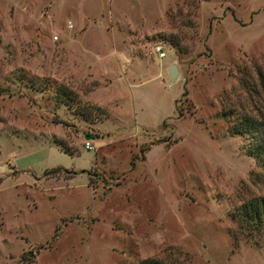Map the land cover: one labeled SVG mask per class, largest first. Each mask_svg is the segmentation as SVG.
<instances>
[{
	"label": "rangeland",
	"instance_id": "rangeland-1",
	"mask_svg": "<svg viewBox=\"0 0 264 264\" xmlns=\"http://www.w3.org/2000/svg\"><path fill=\"white\" fill-rule=\"evenodd\" d=\"M229 108L264 117V0H0V264H264Z\"/></svg>",
	"mask_w": 264,
	"mask_h": 264
},
{
	"label": "trees",
	"instance_id": "trees-1",
	"mask_svg": "<svg viewBox=\"0 0 264 264\" xmlns=\"http://www.w3.org/2000/svg\"><path fill=\"white\" fill-rule=\"evenodd\" d=\"M185 94V89L182 92ZM55 94L64 95V90L58 85L55 87ZM226 120L229 121L228 129L232 134L244 136L247 140L246 152L254 157L260 167L264 169V117L258 118L248 113H242L235 108L226 109L223 112ZM64 152L72 153L66 148ZM132 164V162H130ZM63 167H56L57 169ZM236 223L239 229L258 231L264 228V196L253 195L246 200H243L235 210ZM137 264H176L174 262H166V260L157 257H149L141 259Z\"/></svg>",
	"mask_w": 264,
	"mask_h": 264
},
{
	"label": "built area",
	"instance_id": "built-area-1",
	"mask_svg": "<svg viewBox=\"0 0 264 264\" xmlns=\"http://www.w3.org/2000/svg\"><path fill=\"white\" fill-rule=\"evenodd\" d=\"M153 51L156 53V55L161 58L165 55V52L163 51V45L160 43H155L153 46ZM84 147L85 148H93V146L90 144L89 140L84 141Z\"/></svg>",
	"mask_w": 264,
	"mask_h": 264
},
{
	"label": "water",
	"instance_id": "water-1",
	"mask_svg": "<svg viewBox=\"0 0 264 264\" xmlns=\"http://www.w3.org/2000/svg\"><path fill=\"white\" fill-rule=\"evenodd\" d=\"M178 73H179V69L176 64L172 63L168 66V74L171 80H173ZM83 135L84 138H92V134H83Z\"/></svg>",
	"mask_w": 264,
	"mask_h": 264
}]
</instances>
